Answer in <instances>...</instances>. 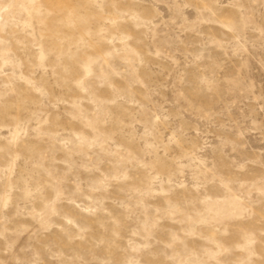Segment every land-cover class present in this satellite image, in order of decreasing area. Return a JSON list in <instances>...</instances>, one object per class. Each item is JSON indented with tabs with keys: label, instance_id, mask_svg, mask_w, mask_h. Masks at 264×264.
<instances>
[{
	"label": "rangeland",
	"instance_id": "obj_1",
	"mask_svg": "<svg viewBox=\"0 0 264 264\" xmlns=\"http://www.w3.org/2000/svg\"><path fill=\"white\" fill-rule=\"evenodd\" d=\"M0 264H264V0H0Z\"/></svg>",
	"mask_w": 264,
	"mask_h": 264
}]
</instances>
